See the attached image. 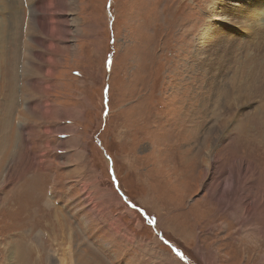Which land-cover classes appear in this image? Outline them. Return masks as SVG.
Masks as SVG:
<instances>
[{
	"label": "rangeland",
	"instance_id": "rangeland-1",
	"mask_svg": "<svg viewBox=\"0 0 264 264\" xmlns=\"http://www.w3.org/2000/svg\"><path fill=\"white\" fill-rule=\"evenodd\" d=\"M224 5L0 0V264H264V25Z\"/></svg>",
	"mask_w": 264,
	"mask_h": 264
},
{
	"label": "bare ground",
	"instance_id": "bare-ground-1",
	"mask_svg": "<svg viewBox=\"0 0 264 264\" xmlns=\"http://www.w3.org/2000/svg\"><path fill=\"white\" fill-rule=\"evenodd\" d=\"M221 1H225V5H224V9H223V13L225 12V11H228V10H231V9H233V8H236V7H238V8H241L239 11H237L236 13H240L242 16H246V17H251V18H249V21H250V23H252L251 25H250V29H254L255 28V30H254V32H258L259 31V29H260V27H261V25L262 24H264V8H259V9H257L256 8V6H258V4H256V3H253L252 1H250V0H221ZM233 2V3H232ZM10 5H12V4H10ZM9 8L13 11L14 9H16V7H10L9 6ZM9 9V10H10ZM247 10L248 11V13H246V11L244 12V10ZM51 10V9H50ZM215 12V11H214ZM219 12V11H218ZM47 13V12H46ZM11 14V17L10 18H12L13 20V22H9L8 24L7 23H5L6 24V26L5 27H2L1 29H0V33H1V37H2V40H3V42H4V39L7 37V34H11V32H12V30L14 29V27H11L10 25L12 24V23H14V26H15V24H16V21H15V18L13 17V15L14 14H12V13H10ZM225 15V14H224ZM223 18H224V16H223ZM240 19V18H239ZM229 20V19H228ZM241 20V19H240ZM54 20H50L49 22H53ZM225 21H227V19L225 20ZM242 21V20H241ZM5 22V21H4ZM50 24H52V23H50ZM38 25V24H37ZM31 26V25H30ZM54 25H51V28H50V32L52 33V34H54L55 32H56V30H55V27H53ZM217 27L216 26H214V31L212 30V29H209V25L207 26V30H206V33L204 34L205 36L203 37V40H206L208 37H210L211 36V31H213V34H212V40H211V42H212V45H216L217 44V47H218V53L221 55V57L218 59V60H215L214 61V63H213V67L214 68H216V66L218 65V67H223V66H225V59H223V55H222V53L224 52V56L225 57H227L228 59H230V58H232L233 56H232V54H231V50L229 49V50H227L226 48H227V46L230 44V41H229V39H227V36H225V34L223 33V31L221 30V29H218V30H215ZM264 28V27H263ZM261 30H262V28H261ZM221 32L223 33V35L221 36ZM215 33V34H214ZM262 33H263V31H262ZM260 34V36H262L263 34ZM220 34V35H219ZM257 34V33H256ZM231 35V34H230ZM264 36V35H263ZM224 38L227 40V42H224ZM261 37H259L258 39H260ZM257 39V38H256ZM223 40V41H222ZM207 41V40H206ZM234 43H236V42H231V46L233 45L234 46ZM237 44V43H236ZM208 45V44H207ZM251 45V44H250ZM203 46H205V45H203ZM207 47V46H206ZM4 48V44L3 45H1L0 46V51L2 50ZM247 49V48H246ZM258 49V48H257ZM220 50V51H219ZM223 52H222V51ZM3 51V50H2ZM247 51V50H246ZM258 51H259V49H258ZM257 51V52H258ZM245 52V51H244ZM249 52V51H248ZM217 53V54H218ZM238 53V52H237ZM236 53V54H237ZM211 54H212V52H211ZM213 54H215V53H213ZM255 54H257L256 52H255ZM254 54V55H255ZM243 55V54H242ZM238 57V56H237ZM207 58H209V60L210 59H212L213 58V56H211V55H207ZM253 58V57H252ZM257 58V57H256ZM258 59V58H257ZM236 60H237V63H238V65H237V67H236V69L235 70H237V73H236V76L238 77V74H239V70L241 71V73L243 74V72H247V76H248V81H246L245 82V85H249L250 84V86H251V88H253V94L252 93H250V94H252V96L256 93V92H258V94H255L254 95V97H256V98H261V97H263V98H261L262 100H261V104L264 102V90L263 89H261L260 88V86L259 85H261V84H263L264 85V76H258L257 77V80L255 81V80H251V78H250V75H252V74H250L251 73V71H250V68H247V66H245V64L243 63V61H239L237 58H236ZM259 60V59H258ZM209 62V61H208ZM210 62L212 63V60H210ZM257 68H262V70L264 71V64H261L259 61H255V63H253ZM219 65H221V66H219ZM217 67V68H218ZM225 67H227V66H225ZM254 67V66H253ZM25 69H26V67H25ZM252 69V68H251ZM255 71H257L256 69H254ZM215 71V70H214ZM223 74H225V72L223 73ZM264 74V73H263ZM226 75V74H225ZM228 76V75H227ZM232 77V76H231ZM232 79V78H231ZM260 83V84H259ZM262 85V87H264ZM256 90V91H255ZM255 98V99H256ZM233 182V181H232ZM226 189V188H225ZM57 257V256H56ZM52 261V260H51ZM66 262V261H65ZM66 264V263H65Z\"/></svg>",
	"mask_w": 264,
	"mask_h": 264
},
{
	"label": "snow or ice",
	"instance_id": "snow-or-ice-1",
	"mask_svg": "<svg viewBox=\"0 0 264 264\" xmlns=\"http://www.w3.org/2000/svg\"><path fill=\"white\" fill-rule=\"evenodd\" d=\"M177 254H178V255H182V254H180L179 252H177Z\"/></svg>",
	"mask_w": 264,
	"mask_h": 264
}]
</instances>
